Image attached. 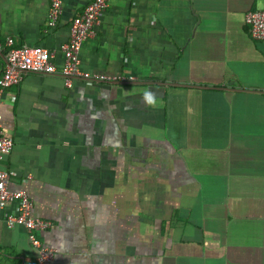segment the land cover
Instances as JSON below:
<instances>
[{"label":"crops","instance_id":"obj_1","mask_svg":"<svg viewBox=\"0 0 264 264\" xmlns=\"http://www.w3.org/2000/svg\"><path fill=\"white\" fill-rule=\"evenodd\" d=\"M88 1L51 26L50 0H0V40L57 67L0 95V165L54 224L49 264H264V40L244 22L264 0H109L79 66L122 78L67 87L60 45ZM9 208L0 264H35Z\"/></svg>","mask_w":264,"mask_h":264},{"label":"built area","instance_id":"obj_2","mask_svg":"<svg viewBox=\"0 0 264 264\" xmlns=\"http://www.w3.org/2000/svg\"><path fill=\"white\" fill-rule=\"evenodd\" d=\"M62 0H50L47 14L49 25H56L61 13ZM109 0H89L82 11L72 19L69 37L60 45L63 60L59 72L63 83L69 87L77 78L88 80H117L121 76L82 71L79 66V50L84 40L94 35V28L99 23L102 12ZM244 22L249 27L250 36L255 40H264V5L261 8L249 10L244 16ZM0 50L5 51V62L0 76V95L5 88L16 85L27 73L51 74L57 71L52 61L53 53L39 45H16L13 38L6 37L4 43L0 40ZM0 113V162L12 146V138L5 135L2 129ZM13 169H5L0 165V208L10 207L4 214L7 227H22L28 240L36 250L35 264H49L53 259L54 249L43 241L42 233L54 227L51 220L34 216L32 201L25 189L9 188L10 178L16 176Z\"/></svg>","mask_w":264,"mask_h":264},{"label":"trees","instance_id":"obj_3","mask_svg":"<svg viewBox=\"0 0 264 264\" xmlns=\"http://www.w3.org/2000/svg\"><path fill=\"white\" fill-rule=\"evenodd\" d=\"M246 25V24H245ZM247 28H248V31H249V27L247 26Z\"/></svg>","mask_w":264,"mask_h":264}]
</instances>
